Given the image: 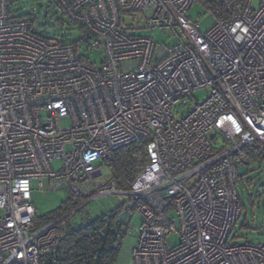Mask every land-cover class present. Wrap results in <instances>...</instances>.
Instances as JSON below:
<instances>
[{
  "label": "built area",
  "instance_id": "1",
  "mask_svg": "<svg viewBox=\"0 0 264 264\" xmlns=\"http://www.w3.org/2000/svg\"><path fill=\"white\" fill-rule=\"evenodd\" d=\"M51 3L75 39L0 0V264H60L62 220L113 193L121 213L141 214L134 264H264V242H230L244 147L264 146V0ZM194 3L212 17L207 29ZM142 30L177 40L160 45ZM142 139L147 161L129 189L94 180L114 150ZM44 179L96 194L38 225L31 181L42 189Z\"/></svg>",
  "mask_w": 264,
  "mask_h": 264
},
{
  "label": "rangeland",
  "instance_id": "2",
  "mask_svg": "<svg viewBox=\"0 0 264 264\" xmlns=\"http://www.w3.org/2000/svg\"><path fill=\"white\" fill-rule=\"evenodd\" d=\"M11 9L17 11L18 14L29 13L35 18V25L47 34H55L67 41H71L77 37V33L71 27L57 21L59 15L56 14L51 0H16L13 6H11ZM190 14L192 18L199 20L201 29H207L213 22L212 17L200 3H194L192 5ZM139 32L151 36L160 45L171 46L177 40L173 35L158 30H142ZM90 57L93 60L99 61V52L94 51L90 54ZM204 93L205 90H199L196 91L195 96L201 98ZM100 172V175H95L94 180L96 182L102 181L103 179H110L109 166L102 164L100 166ZM239 173L244 177L243 180L239 178V181L242 182H238L237 184V191L244 204V211L233 230L230 242L262 243L264 242V159L260 163L254 162L240 166ZM248 181L250 183L249 185ZM31 187V200L39 216L61 205L68 194L67 189L62 187L53 188L45 179L43 180L42 189L38 188L37 180L31 181ZM250 199L251 202L249 201ZM118 204L119 199L115 196V193L99 194L89 199L85 208L88 210L89 215L94 218L111 211ZM121 216H126L125 218H128L130 222L127 234L122 238L115 264H134L132 249L137 243L138 233L136 228L141 223V214L138 210L133 209L131 212H122ZM244 220L247 224L246 226H242ZM169 241L176 243V235H171Z\"/></svg>",
  "mask_w": 264,
  "mask_h": 264
},
{
  "label": "trees",
  "instance_id": "3",
  "mask_svg": "<svg viewBox=\"0 0 264 264\" xmlns=\"http://www.w3.org/2000/svg\"><path fill=\"white\" fill-rule=\"evenodd\" d=\"M15 1L13 0V4ZM10 12L17 11L12 10L10 7ZM18 15L20 17L30 16L29 13ZM145 145L146 141L142 139L114 150L112 160L107 166L110 169V180L114 181L118 188L122 190L129 189L131 183L141 171L147 161ZM263 159L264 146L260 142L254 141L244 147V157L240 159V166L254 162L260 163ZM239 176L243 180V175L239 173ZM94 192V190H90L87 195H74L68 191L67 197L61 205L43 215H37L36 224L39 225L68 214L91 198L95 194ZM249 201L251 202V199ZM121 209V204H118L111 211L94 218L87 212L82 217L75 214L63 219L61 222L63 234L59 239L57 249L59 263L115 264L123 238H120L116 233V229H119L118 218ZM246 225L244 220L242 226Z\"/></svg>",
  "mask_w": 264,
  "mask_h": 264
}]
</instances>
